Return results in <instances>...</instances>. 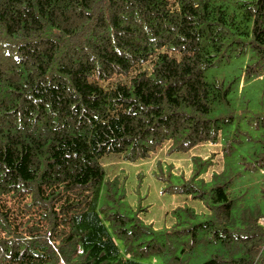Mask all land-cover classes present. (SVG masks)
<instances>
[{"label": "trees", "instance_id": "16d2710c", "mask_svg": "<svg viewBox=\"0 0 264 264\" xmlns=\"http://www.w3.org/2000/svg\"><path fill=\"white\" fill-rule=\"evenodd\" d=\"M246 52L264 61V0H0V264H264V209L235 180L264 168V136L228 139L207 180L193 156L168 191L208 214L164 230L92 160L218 144L234 114L210 116L228 90L205 71Z\"/></svg>", "mask_w": 264, "mask_h": 264}, {"label": "rangeland", "instance_id": "374dc122", "mask_svg": "<svg viewBox=\"0 0 264 264\" xmlns=\"http://www.w3.org/2000/svg\"><path fill=\"white\" fill-rule=\"evenodd\" d=\"M205 78L209 82L223 83L228 90L229 105L214 106L210 116L219 117L230 112L234 114V122L223 126L218 144H205L186 153L169 154L167 146L164 145L151 157L136 162L115 157L103 159L101 163L92 159L101 169H106L107 179L114 180L119 193L124 195V209L129 210L130 215L137 213L141 221L158 230L167 229L175 222L172 210L176 207H189L196 213V219L188 218L190 224L203 221L208 214L203 200L192 198L183 192L168 191L174 186L182 187L184 180L190 177L193 156H199L203 160L212 157L213 163L201 175L207 180L213 171L222 167V145L228 139L231 144L240 146L241 149L246 143V136H264V61L257 60L250 52H246L207 69ZM251 123L255 124V128ZM236 125H240L239 138L232 137ZM233 138L243 143L233 141ZM247 144L246 147L251 146L250 142ZM263 173L264 168L258 171L244 170L235 180L239 185L243 183L241 190L245 191L244 195L240 193L238 196L245 197L249 202H257L264 209V198L261 197V189H264ZM181 219L183 220V217ZM260 223L264 226V217L260 219ZM187 225L188 222L185 221L181 226Z\"/></svg>", "mask_w": 264, "mask_h": 264}]
</instances>
